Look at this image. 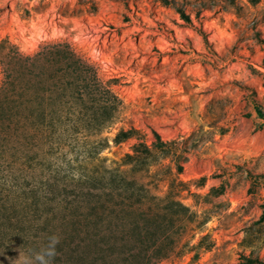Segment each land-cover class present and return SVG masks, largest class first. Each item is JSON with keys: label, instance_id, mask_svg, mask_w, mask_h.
<instances>
[{"label": "rangeland", "instance_id": "1", "mask_svg": "<svg viewBox=\"0 0 264 264\" xmlns=\"http://www.w3.org/2000/svg\"><path fill=\"white\" fill-rule=\"evenodd\" d=\"M53 233L264 264V0H0V264Z\"/></svg>", "mask_w": 264, "mask_h": 264}, {"label": "clouds", "instance_id": "2", "mask_svg": "<svg viewBox=\"0 0 264 264\" xmlns=\"http://www.w3.org/2000/svg\"><path fill=\"white\" fill-rule=\"evenodd\" d=\"M60 242L61 237L53 233L47 237V242L39 249H30V254L21 253L16 264H54Z\"/></svg>", "mask_w": 264, "mask_h": 264}, {"label": "trees", "instance_id": "3", "mask_svg": "<svg viewBox=\"0 0 264 264\" xmlns=\"http://www.w3.org/2000/svg\"><path fill=\"white\" fill-rule=\"evenodd\" d=\"M181 14H183L182 16H184V17L186 16V15H184V13H181ZM185 18H188V16H186ZM123 134H126V133H125V132H123Z\"/></svg>", "mask_w": 264, "mask_h": 264}]
</instances>
